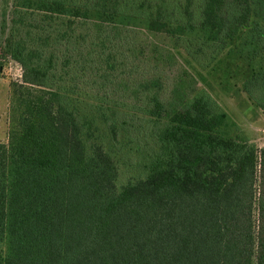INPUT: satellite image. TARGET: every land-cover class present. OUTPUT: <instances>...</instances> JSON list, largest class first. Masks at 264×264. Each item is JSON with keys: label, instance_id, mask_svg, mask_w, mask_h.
Here are the masks:
<instances>
[{"label": "trees", "instance_id": "1", "mask_svg": "<svg viewBox=\"0 0 264 264\" xmlns=\"http://www.w3.org/2000/svg\"><path fill=\"white\" fill-rule=\"evenodd\" d=\"M204 1L198 27L162 7L149 32L170 36L205 68L192 35L207 34L219 56L247 30L241 52L264 61V0ZM17 2L6 53L22 77L11 83V128L0 143V264H264V149L225 137L228 115L209 96L170 109L162 79L127 62L118 72L115 41L129 32L109 0ZM108 25L119 27L114 36ZM97 63L106 67L92 75ZM135 74L147 95L135 105L147 117L138 118L136 145L148 160L128 177L111 119L121 111L107 99ZM243 90L264 104V67Z\"/></svg>", "mask_w": 264, "mask_h": 264}, {"label": "rangeland", "instance_id": "2", "mask_svg": "<svg viewBox=\"0 0 264 264\" xmlns=\"http://www.w3.org/2000/svg\"><path fill=\"white\" fill-rule=\"evenodd\" d=\"M81 5L86 0H60ZM89 1V0H88ZM110 5L118 8L123 14L122 24L118 20V25L106 27L111 36L115 35L116 28L129 32V39L115 41L117 45L118 62L116 70L121 72L127 62L128 65H135L146 78L162 79L164 89L159 92L161 99L168 104L170 109L177 108L194 96L206 95L211 98L214 104L228 115V124L222 129L225 137L242 136L247 141L256 145L259 149H264V104L258 97H250L243 90V84L251 74L264 67L263 59H252L241 52V41L247 30L240 32L237 38L232 41L226 50L219 56L214 53L212 42L203 38L207 34L192 35L196 39L197 51L199 47L205 57L203 68L202 63L194 61L183 49L176 46L174 40L163 33H151L147 27L149 17H153L156 10L165 9V13L173 19H180L183 23H188L193 27L204 21L202 15L205 11L204 0H109ZM15 0H0V143L8 142V134L11 128L10 103L12 99L11 83L20 82L22 77V67L20 63L14 61L6 53V39L9 34V24ZM19 7L25 6V0H18ZM132 17L134 18L132 20ZM95 29L93 25L90 26ZM126 30V31H125ZM94 34V32H91ZM199 33V32H198ZM88 43V42H87ZM87 43H85L87 45ZM192 49V48H191ZM209 55L211 60L209 61ZM215 56V60H213ZM77 58V56H75ZM80 60V59H79ZM208 60V61H207ZM89 69L94 72L92 75L100 74L106 67L103 63L92 64ZM95 65V66H94ZM115 73V71H112ZM139 73V72H138ZM89 75V74H87ZM141 74L133 75L134 78L125 81H116L113 85L115 90H111L107 100L113 110H119L118 117H112L119 127L120 144L125 145V152L122 154L125 165L130 166L129 170L124 168L128 177L137 175V166H142L148 155L142 145H136L137 140H143L140 120L145 122L146 115L135 105H140L147 101V95L140 88V83L144 82ZM92 88H98V83L93 79ZM132 80V81H131ZM131 81V82H130ZM155 89H153V92ZM117 97V98H115ZM118 105V106H116ZM128 109V110H126ZM111 115V111L107 112ZM139 118V119H138ZM141 125H144L143 123ZM131 139L134 142L131 144ZM144 144V142H142ZM146 143V142H145ZM130 163L133 164L131 167ZM143 168V167H142ZM140 168V169H142Z\"/></svg>", "mask_w": 264, "mask_h": 264}, {"label": "built area", "instance_id": "3", "mask_svg": "<svg viewBox=\"0 0 264 264\" xmlns=\"http://www.w3.org/2000/svg\"><path fill=\"white\" fill-rule=\"evenodd\" d=\"M262 134H263V136H264V130L262 131Z\"/></svg>", "mask_w": 264, "mask_h": 264}, {"label": "water", "instance_id": "4", "mask_svg": "<svg viewBox=\"0 0 264 264\" xmlns=\"http://www.w3.org/2000/svg\"><path fill=\"white\" fill-rule=\"evenodd\" d=\"M0 72H2V68L0 67Z\"/></svg>", "mask_w": 264, "mask_h": 264}]
</instances>
